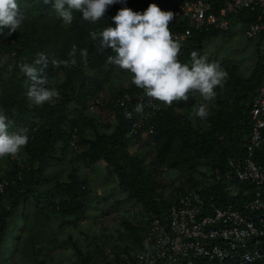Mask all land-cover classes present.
Segmentation results:
<instances>
[{"label":"trees","instance_id":"1","mask_svg":"<svg viewBox=\"0 0 264 264\" xmlns=\"http://www.w3.org/2000/svg\"><path fill=\"white\" fill-rule=\"evenodd\" d=\"M182 1L184 0H123L110 6L105 16L96 23L83 20L82 14L77 12L74 13L73 23L65 25L52 8L54 0H49L47 4L45 0H19L23 22L17 32L11 35H7V29L5 39L0 41V110H5L14 121L9 131L23 132L29 137V142L22 149L23 159L20 160L18 156L13 159L8 157L7 169L0 163V179L8 181L4 193L0 195V246H4V235L9 222L19 213L24 224L29 220L40 221L38 228L33 226L27 232L19 229L14 233L15 239L19 241L13 249L25 258H34L30 264H45L49 242L57 238L56 230L63 231L66 226L70 227L68 230L71 231L64 241L68 246L61 249L68 250L73 246L77 250L86 247L84 242H79V235L73 236L72 231L78 228L81 223L79 221H86L83 219L93 212V206L98 200H86L89 191L88 180L80 177L77 160L91 166L99 161L108 164L113 174L108 179L101 178L102 181L108 183L111 180L123 194L126 192L122 200L134 199L146 208L147 228L151 217L161 215L174 201L175 198L155 199V181L151 172L145 169L142 159L130 155L126 150L130 140L140 137L129 135V124L124 117L123 107L116 108L113 99L107 104L116 119L113 131L107 134L97 129L95 117L83 113L87 100L83 99L81 91L85 84H88L86 90L90 95L100 88L95 78H91V73L86 74L85 68H90L97 74L101 69L116 71L118 67L107 60L108 56H115V53L110 49L100 50L98 42L90 37L91 32L115 27L112 18L121 8L127 7L142 13L153 3L164 10L165 7H174ZM206 1L220 7L227 0ZM255 16L253 12L242 10L231 24L240 25L243 32L249 23L256 20ZM169 28L182 30V27L173 25H169ZM221 32L224 31L215 28L193 30L191 36L180 44V62L190 66L191 53L203 52L204 43ZM246 39L255 46L256 59L251 73L242 75L237 66L232 64L222 67L227 73L226 82L222 88L215 89L217 95L210 103L214 107L210 108L208 118L204 119L197 129L192 127V120L185 113L174 111L176 108L187 109L195 104L200 96L190 94L188 101H174L171 106L166 105L160 113L152 116L148 124L152 125L153 130L146 135L163 140V154L169 151L171 140L178 139L180 141L177 152L182 153V160L197 161L201 157L206 158L204 166L207 171L204 177H211L213 181L204 187L193 183L191 188H200L205 197L213 196L220 203L231 202L237 207H241L244 201L252 197L250 190L253 186L227 178V160L239 159L246 155L245 143L250 134L249 103L255 89L264 84V56L261 53L264 36L259 34L255 38ZM74 45L77 49V64L74 67L65 68L61 65L57 68L49 64L46 70L49 80L47 87L57 89L58 99L42 106L31 104L27 98L30 82L20 71V64H32L39 53H45L49 59H69L68 54ZM82 49L88 51L86 59L80 56ZM206 59L207 62L213 63L209 56H206ZM231 63L236 64L233 59ZM59 73L61 77L58 76ZM136 88L133 84L119 90L116 96L125 90L133 91ZM71 103L80 105L81 110L72 109ZM205 123L207 126H204ZM74 135L78 148L71 145ZM80 147L82 151L73 159L74 163L70 161L68 166H65L66 163L62 164L59 171H50L53 164L64 160L63 155L66 152L77 151L76 149L79 152ZM255 155V159L264 157V142L255 151ZM178 162L180 160H175L174 164ZM236 184L239 190L232 195L228 187L235 190ZM262 198L264 200V187ZM57 227L60 229H56ZM126 228L134 233L135 238L130 239V245H124L117 251L113 264H116L118 253L123 250L128 252L150 249L149 236L146 238L145 234L138 235V228L130 223L126 224ZM79 234H87L86 236L94 239L93 235L83 229ZM88 247L92 248L91 245ZM94 248H98V245L94 244ZM85 251L90 252L91 249ZM1 252L0 250V264L1 260L3 261ZM56 254H50L48 258L52 260ZM17 255H14L15 258ZM7 260L9 256L6 262ZM96 260L87 254L81 264H95ZM22 261L25 262V259ZM105 264L110 263L106 261Z\"/></svg>","mask_w":264,"mask_h":264},{"label":"built area","instance_id":"2","mask_svg":"<svg viewBox=\"0 0 264 264\" xmlns=\"http://www.w3.org/2000/svg\"><path fill=\"white\" fill-rule=\"evenodd\" d=\"M242 10L256 15V20L244 29V35L251 39L259 34L264 36V0H227L220 7L206 0H184L163 11L174 14L171 26L182 27V30H170L181 44L193 30H229L232 20ZM261 53L264 56V40ZM99 99L90 105L91 109L103 105ZM113 105L123 107L128 133L133 137L151 133L153 127L148 121L166 106L145 96L139 88L115 96ZM137 105L142 106L141 112L135 111ZM249 111L246 155L228 158L226 176L252 185V197L237 207L231 202L220 203L213 196L205 197L200 188L187 189L161 215L151 217L147 228L150 249L122 251L116 264H264V157L255 159V151L264 142V84L255 89ZM71 145L78 148L75 135ZM7 186L8 181L0 179V195ZM231 188L230 194L235 195Z\"/></svg>","mask_w":264,"mask_h":264},{"label":"rangeland","instance_id":"3","mask_svg":"<svg viewBox=\"0 0 264 264\" xmlns=\"http://www.w3.org/2000/svg\"><path fill=\"white\" fill-rule=\"evenodd\" d=\"M7 31V28L3 29V34H0V41L5 39ZM246 38L240 25L230 24L228 31L221 32L210 40H207L204 43L203 52L199 55L202 57L209 56L213 63H218L221 67L227 64L236 65L237 70L241 72L242 75L247 76L254 67L256 57L254 53V43L249 42ZM4 57L5 56H2V58ZM231 59H233L236 64L231 63ZM116 69V71L101 69L97 74H94V71H91L90 68H85L86 74L91 73V78H95L100 88L97 89V92L93 95H90L86 90L88 84H85L81 91V96L84 100H87L85 101L86 107L84 111L82 110L83 113L90 117H95V126L97 129H101L107 134L113 131L112 128L116 121L113 111L109 109L107 104L117 95L119 90L133 85L131 83L130 73L119 67ZM58 76L61 77V73H59ZM57 99L58 97L55 100ZM98 99L103 105L99 106L98 109H91L90 105L95 103ZM202 103L206 102L202 97H199L192 107L178 110H176V108L174 111L185 113L187 117H190L192 120V127L197 129L198 125L202 123L203 120L195 117L193 112L194 108ZM71 107L74 110H81V106L78 104L71 103ZM207 107L210 110V108L214 106L208 103ZM204 126H207V123H205ZM162 141L163 140L160 141V139L154 136H145L130 140L126 148L130 155L142 159L145 169L151 172L155 181V191L153 194L155 199H173L183 191L190 189L193 183L200 187L208 186L212 183L213 179L211 177H204V173L207 171L204 166L206 165V158L201 157L197 161L191 159L182 160V153L177 152L178 143L180 141L178 139H172L168 147L169 151L163 154L162 148L164 145H162ZM76 150L77 151L66 152L63 155L64 160H62L61 163L53 164V169L50 171H59L61 165L64 163H66L65 166H68L70 161L74 163L73 159L77 154H80L82 147H80L79 152L78 149ZM182 152L185 151L182 150ZM22 154L21 151V153L17 155L20 160L23 159ZM7 158L8 157L0 158V163L3 164L4 169H7V166H9L8 161H6ZM13 158L17 157H9V159ZM175 160H180V162L174 164ZM76 163L79 164L80 177L82 179L87 178L88 180L87 187L89 191L86 200H98V203L93 206V212L88 213L86 218L83 219L86 221H79L81 223L78 228L72 231L73 236L79 235V242L81 244L84 242L86 247L77 248V250H75L73 246H70L71 248L68 250L61 249L68 246V243H64V241L68 233L71 232L68 230L70 227L66 226L63 231L56 230L57 238L48 244L49 251L47 256H45V264H81V260L86 257L87 254L91 259H97L95 264H105L106 261L113 264L117 251L124 245H130V239L135 238L134 233L126 228V224L130 223L132 226L137 227L139 232L138 235L145 234L146 238L148 237L146 224L148 213L146 208L134 199L122 200L126 192L123 191L125 193L123 194L122 191L116 187L114 182H111V180H109L108 183L104 180L102 181L101 178L108 179V177H111L113 174L109 165L104 161H99L94 166L85 164L80 160H77ZM65 169L69 168L65 167ZM234 187L235 191L239 190L237 184L234 185ZM229 188L230 187H228V189ZM231 192H233V190H231ZM39 222L38 219H35L33 221H26L24 224L19 213L13 216V220L9 222L4 235L3 242L5 247L3 245L0 246V250L2 251L1 259L3 258L1 264H30V261L34 260V258H32V260L28 257L25 258L23 254L13 249L17 247L16 244L19 241L15 239L14 233L19 229L27 232L29 229H32L33 226L38 228ZM56 229L60 228L57 227ZM82 229L89 235H93L94 239L92 240L90 236H86L87 234L83 236L80 235L79 233ZM44 240L46 239L44 238ZM94 244H97L98 248H94ZM114 244H116V247H114ZM90 245L92 248L88 247ZM87 248L91 249V251H85L88 250ZM54 253L57 254L50 260L48 257L50 254L54 255ZM15 254H18L17 258H15ZM8 256L9 260L6 262ZM61 258L62 262H60ZM24 259L25 262L22 261Z\"/></svg>","mask_w":264,"mask_h":264},{"label":"clouds","instance_id":"4","mask_svg":"<svg viewBox=\"0 0 264 264\" xmlns=\"http://www.w3.org/2000/svg\"><path fill=\"white\" fill-rule=\"evenodd\" d=\"M123 0H54L52 8L65 25L74 21V13L82 14L83 20L96 23L106 14L108 8ZM49 3V0H45ZM174 14L163 11L155 3L144 12L121 8L112 18L115 27H106L99 32H91L100 50L110 49L115 56H108V63L118 66L131 74V83L142 89L144 95L171 106L174 101H188L190 94H198L206 103L194 108V116L201 120L209 116L208 103L217 95L215 89L223 87L227 73L218 63L207 62L196 51L191 53V65L182 64L178 59L181 45L174 38L169 25ZM19 0H0V34L17 32L23 22ZM69 59H56L39 53L32 64H20V71L30 82L27 98L31 104L42 106L53 102L59 95L55 87H47L49 80L46 70L53 67H74L77 64V49L74 45ZM87 49L80 50V56L87 58ZM136 112L142 111L137 105ZM14 121L0 110V158L16 157L28 144L29 137L12 133L9 129Z\"/></svg>","mask_w":264,"mask_h":264},{"label":"bare ground","instance_id":"5","mask_svg":"<svg viewBox=\"0 0 264 264\" xmlns=\"http://www.w3.org/2000/svg\"><path fill=\"white\" fill-rule=\"evenodd\" d=\"M212 4V3H211ZM124 251V250H123Z\"/></svg>","mask_w":264,"mask_h":264}]
</instances>
